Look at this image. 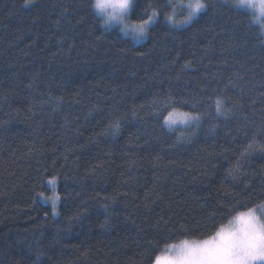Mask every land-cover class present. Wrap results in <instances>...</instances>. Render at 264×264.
Here are the masks:
<instances>
[{"label": "trees", "instance_id": "16d2710c", "mask_svg": "<svg viewBox=\"0 0 264 264\" xmlns=\"http://www.w3.org/2000/svg\"><path fill=\"white\" fill-rule=\"evenodd\" d=\"M174 2L135 0L136 44L91 0H0V264H154L264 205V36L230 0L176 28Z\"/></svg>", "mask_w": 264, "mask_h": 264}, {"label": "clouds", "instance_id": "9594fccd", "mask_svg": "<svg viewBox=\"0 0 264 264\" xmlns=\"http://www.w3.org/2000/svg\"><path fill=\"white\" fill-rule=\"evenodd\" d=\"M230 3L232 7L248 11L251 24L259 29L261 36H264V0H230ZM91 6L102 30L106 32L117 30L122 37L133 42H142V38H146L147 32L142 35L134 34L132 24L127 20L131 7L125 8L124 0H91ZM180 6L184 14L181 19L175 21L178 25L191 23L207 8L206 0H181ZM189 16L191 18L185 23ZM136 32L138 33L139 30L137 29ZM258 211L260 215H257ZM220 228L222 231L217 243L224 249L232 252L237 258L245 257L247 264L264 259V243L254 247L260 235L264 233V205L256 208L255 214L247 211L237 212ZM185 240L189 242L187 245L183 243ZM196 241V239H181L174 243L175 248L171 252L173 259L163 256L160 264H181L182 257L191 251V246Z\"/></svg>", "mask_w": 264, "mask_h": 264}, {"label": "snow or ice", "instance_id": "6c2138e0", "mask_svg": "<svg viewBox=\"0 0 264 264\" xmlns=\"http://www.w3.org/2000/svg\"><path fill=\"white\" fill-rule=\"evenodd\" d=\"M33 3V0H25V7L31 6ZM132 0H124V7L128 8L129 6H132ZM157 16V13L155 11H152L151 15L147 17V19H143L141 23H134L131 25V27L134 30V34L142 35L147 32V26L153 22L154 17ZM191 17H187L185 20V23H187V20ZM166 19L169 21L173 20L172 16H167ZM139 30L137 33L136 30ZM216 111L217 113H220V101H216ZM165 123L168 124L169 127H171L173 124L177 122V120H180L181 122H186L189 119H193L188 113H180L175 110L168 112V115L164 118ZM198 119V117L196 118ZM114 127L118 128V124L114 125ZM249 149H251L252 145L250 144ZM50 185L53 186L54 189V195L52 197H46V199H49L52 201L53 204V213H55V206L60 197L55 194V183L56 178L53 177L48 181ZM43 195V194H41ZM247 212H252L255 214V208H248ZM243 215V213H241ZM222 231V228H219L214 235L209 236L207 239L203 240H197L194 245L191 246V251L186 253L181 260V264H247V259L245 257L237 258L232 252H230L227 249H224L219 243H217V239L220 236ZM184 244H188L189 242L185 240L183 242ZM264 243V233L260 235L259 240L254 245V247H258L259 244ZM175 248V245L169 246L168 250L166 252L161 253L160 255H157L155 257L154 264H160V261L163 256H169L170 259H173L171 257V252ZM252 264H264V259L259 261H253Z\"/></svg>", "mask_w": 264, "mask_h": 264}, {"label": "rangeland", "instance_id": "374dc122", "mask_svg": "<svg viewBox=\"0 0 264 264\" xmlns=\"http://www.w3.org/2000/svg\"><path fill=\"white\" fill-rule=\"evenodd\" d=\"M134 2H135V0H134ZM134 2H133L132 6H131V8H130V12H129L128 17H127V20H128V22H129L130 24L137 23V22H134V21L131 19V12H132V8H133V5H134ZM180 3H181V0H175V2H174V4H173V7H172V13H171V15H170V16L173 17V20H172V21H169V20L167 19V21H168V23H169L170 25H172V26H174V27H176V28H186V27H188V26H189V25H190V24H191V23H192V22H193V21L199 16V15H198L194 20H192L191 23L184 24V25H178V24H176L175 21L178 20V19H181L182 16H183V14H184L183 9H182V7L180 6ZM156 19H157V18L154 17L153 22L150 23V24L147 26V35H146V38H142V42H141V41H136V42H134V43H136V44H141V43L145 42V41L148 39V37H149V31H150V29L152 28V26L155 24ZM132 41H133V40H132ZM177 112H178V111H177ZM180 113H181V112H180ZM189 115H190V114H189ZM190 116H191L193 119H189V120H187L186 122H181L180 120H177V122H176L175 124H173L171 127H169L168 124H166V123H165V125H166V127H167L168 129H170V130H175V129L186 130V129H190V128L194 127V126L197 124V119H196L194 116H192V115H190ZM48 181H49V180H48ZM48 181H47V186H48V188H49V190H50V194H49L48 197H52V196L54 195V189H53V186L50 185V184L48 183ZM55 194L59 196V194H58V188H57V180H56V183H55ZM40 199H41V201H42L44 204H46L47 206L50 207L52 216H53L54 218L58 217V215H59V200H58V202L56 203V206H55V213H53V204H52V201L49 200V199H46V197L43 196V195L40 197ZM257 215H260V212H259V211L257 212Z\"/></svg>", "mask_w": 264, "mask_h": 264}]
</instances>
